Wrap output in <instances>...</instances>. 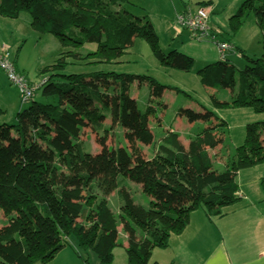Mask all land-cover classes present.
<instances>
[{"label":"trees","instance_id":"obj_1","mask_svg":"<svg viewBox=\"0 0 264 264\" xmlns=\"http://www.w3.org/2000/svg\"><path fill=\"white\" fill-rule=\"evenodd\" d=\"M129 1L0 0V15L17 18L20 12L28 13L33 30L54 35L63 47L96 44L83 57L62 50L42 69L49 74L39 89L51 100L33 97L16 112V123L0 122V209L9 216V223L0 228V264H46L62 247L71 245V237L78 246L76 256L85 264H89L88 250L97 254L99 264H110L118 244L117 222L106 197L114 190L127 235L128 264H150L152 249L166 248L170 235L184 229L191 211L200 208L209 220L222 215L223 207L238 199V170L264 162V120H258L246 123L243 142L221 169L214 168L209 149L221 146L227 122L206 110L192 114L195 119H213L189 138L187 146L170 132L157 152L145 158L139 142L153 136L149 119L154 107L148 103L142 111L129 100L130 82L135 77L139 82L146 80L152 97L160 96L165 85L149 75L60 70L66 67L68 55L113 62L135 36L148 42L162 64L190 70L193 60L189 55L161 50L146 15L121 7ZM198 5L208 6L210 1ZM249 13L262 31L261 55L250 57L237 48L246 61L241 68L224 57L202 66L197 75L204 85L237 87L230 101L212 94L219 105L263 113L264 0H243L228 25L235 34ZM104 112L124 128L127 149L110 147L100 155L92 154L79 138L81 128L89 124L100 130ZM126 178L150 197L148 207L133 201L123 184ZM93 182L96 193L89 192Z\"/></svg>","mask_w":264,"mask_h":264},{"label":"rangeland","instance_id":"obj_2","mask_svg":"<svg viewBox=\"0 0 264 264\" xmlns=\"http://www.w3.org/2000/svg\"><path fill=\"white\" fill-rule=\"evenodd\" d=\"M204 1L208 0H130L128 3L121 4V7L127 11L138 16L146 15L150 19L158 36V44L163 52L177 50L189 55L193 63L188 71L162 64L152 53L148 42L139 36L133 38L132 44L114 62H97V58L91 56L86 59H74L68 55L65 56L66 67L60 69L63 72L74 73L104 70L133 75H149L165 85L160 96L152 97L146 80L139 82L138 78L135 77L130 82L129 100L142 111L148 103L154 107V112L149 119L153 136L150 140L139 142L141 154L145 158H150L157 152L163 137L170 132L176 133L178 140L187 146L189 138L209 119H213L209 116V119H195L192 114L206 110L213 112L227 122L223 143L220 147L209 149L212 163L216 165L225 163L231 158L234 148L243 142L246 123L255 121L251 119L252 115L257 116L249 107L219 105L211 96L213 94L218 100L230 101L237 92V87L231 90L223 88L219 84L204 85L200 81L197 70L221 58L216 42L209 38H194L185 30L180 34L174 31L176 9L181 8L184 4L195 6ZM209 1L211 5L206 6L209 10V19L210 15H217L221 20L228 17V21L230 18L228 15L233 14L230 12L237 11L242 3L238 0ZM246 19L247 22H244L248 26L242 28L240 34L232 35L228 23H226L225 27L219 29L220 34H217L216 39L229 38V40L234 41L238 36L240 37L238 39L242 38L244 44H247L248 49L243 48L244 53L250 57H257L262 53V36L261 33L259 36L255 34V37L251 39L249 30L254 16L249 13ZM29 21L30 16L25 12H20L17 18L0 15V49L2 46L9 48L16 68L25 74L30 81L47 77L49 72H42V69L52 64L62 50L70 51V53L75 52L79 57H83L96 48L94 43L63 47L54 35L33 30ZM210 26L215 28L211 24ZM255 27H257L256 24ZM225 58L238 68H241L246 62L245 57L235 48L227 50ZM40 90L36 91L35 100L50 101L51 97L43 98ZM0 96L7 97L6 103H8L0 112V121L4 120L8 124L16 123V112L31 103V101L21 102L17 87L9 82L2 70H0ZM1 97L0 100H3ZM11 97L12 103L9 101ZM101 122L102 128L100 130L94 129L89 124L81 128L79 138L85 149L97 155L110 147L127 149L124 128L118 123H112L108 112L103 113ZM123 184L135 203L145 207L149 206L150 197L141 190L138 183L126 178ZM96 191L98 189L96 183L93 182V188L89 192L96 193ZM111 193L106 197L107 205L116 218L117 225L121 226L120 230L117 229L116 237L118 240H122L124 231L119 220V200L116 193ZM83 210H87L86 205L83 206ZM8 223L9 216L4 215L0 209V228ZM72 241H75L73 237L70 238V242Z\"/></svg>","mask_w":264,"mask_h":264},{"label":"crops","instance_id":"obj_3","mask_svg":"<svg viewBox=\"0 0 264 264\" xmlns=\"http://www.w3.org/2000/svg\"><path fill=\"white\" fill-rule=\"evenodd\" d=\"M188 5L184 4L181 8L176 9L175 14ZM235 12L232 11L230 13L234 14ZM228 16L230 17V15ZM210 19L209 23L216 29H222L228 23V17L221 20L217 15H210ZM245 21L247 22V19ZM255 24L256 21L253 19L249 30L251 39L255 37V34L259 36L260 33L263 38L262 31L257 24L258 28L255 27ZM245 26L248 25H245L244 22V25L242 24L241 28L236 32V35L240 34L242 32L241 29ZM184 30L187 31L179 28L175 19L174 31L180 34ZM238 38L240 37L237 36L234 41L227 40L231 44L232 49H248L242 38ZM1 98L3 100H0V112L8 104L6 103L7 97ZM9 101L10 103L13 102L12 97ZM255 114L257 116L252 115V120H264V112ZM0 122L5 121L1 120ZM212 166L221 169L224 163H218L217 165L212 163ZM236 181L239 187L236 202L223 207L222 215L214 216L212 220H209L200 208L191 211L188 223L184 229L179 234L170 235L166 248L155 247L152 249L149 263L264 264V190L262 188L264 163H258L238 170ZM115 193L116 190L111 194ZM120 228L121 226L117 225V229L120 230ZM116 240L118 244L112 250L113 259L110 264H128L126 233L123 232L122 240ZM71 243V247H62L54 258L46 264H85L74 252V250L78 249L76 241ZM85 256H87L89 264H99L97 254L93 250H88ZM34 264L41 263L35 262Z\"/></svg>","mask_w":264,"mask_h":264},{"label":"built area","instance_id":"obj_4","mask_svg":"<svg viewBox=\"0 0 264 264\" xmlns=\"http://www.w3.org/2000/svg\"><path fill=\"white\" fill-rule=\"evenodd\" d=\"M175 17L177 26L186 29L192 37L214 40L221 58L225 57L227 50L232 49L228 41L216 39L219 29L210 26L209 10L206 6H185L176 13ZM0 70L5 73L9 82L17 87L20 99L23 102L33 98L43 81H45V77L39 81H30L25 74L16 68L9 48L4 46L0 49Z\"/></svg>","mask_w":264,"mask_h":264}]
</instances>
